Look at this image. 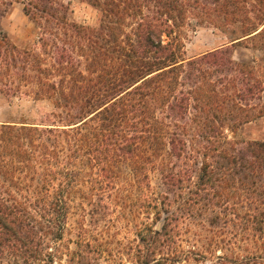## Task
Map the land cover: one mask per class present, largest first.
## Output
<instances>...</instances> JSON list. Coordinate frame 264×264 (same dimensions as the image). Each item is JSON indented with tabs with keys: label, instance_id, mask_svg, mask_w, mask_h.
I'll return each mask as SVG.
<instances>
[{
	"label": "trees",
	"instance_id": "16d2710c",
	"mask_svg": "<svg viewBox=\"0 0 264 264\" xmlns=\"http://www.w3.org/2000/svg\"><path fill=\"white\" fill-rule=\"evenodd\" d=\"M15 3L39 29L29 49L2 25ZM91 5L97 27L72 21L60 0H0V95L50 107L0 122V264H54L83 183L99 200L93 218L104 197L105 218L115 205L132 224L133 264H264V142L229 136L264 118V0ZM200 29L228 42L185 58ZM255 40L262 56L236 60ZM76 245L67 264L100 260L83 236Z\"/></svg>",
	"mask_w": 264,
	"mask_h": 264
},
{
	"label": "rangeland",
	"instance_id": "374dc122",
	"mask_svg": "<svg viewBox=\"0 0 264 264\" xmlns=\"http://www.w3.org/2000/svg\"><path fill=\"white\" fill-rule=\"evenodd\" d=\"M70 6V16L72 21L84 24L90 27H97L100 20L99 11L91 5L93 0H60ZM23 4L15 3L10 9L8 15L2 22L5 32L9 39L21 49H29L38 41L39 29L23 12ZM228 42L226 37L219 31L213 29H200L185 41L184 56L192 58L202 55L206 52L213 51ZM235 58L239 61L252 62L258 60L262 56L261 43L258 41H248L243 46L235 49ZM46 103H35L31 99L7 101L0 95V122H17L21 118L36 120L41 113L46 112L50 107L45 106ZM229 136L235 140L243 141H261L264 142V118L258 119L253 123L242 127L237 134ZM150 183L153 191H158L160 186L159 175L151 174ZM124 182V181H123ZM119 184L117 192L122 198L126 195L124 188ZM123 188V189H122ZM122 189V190H121ZM135 193V192H133ZM137 193V192H136ZM135 193V194H136ZM96 195L92 193L90 184H82L77 189L76 195L73 197V210L67 220V230L62 240L58 243V254L54 264H67L66 260L70 252L77 249V241L83 236L86 241H90L91 248L88 250L93 253H100V260L95 264H133V255L135 252L136 235L132 231V224L128 220H124L117 213L120 209L111 206V215L116 219L110 221L105 218L107 213L106 203L108 200L103 197V218H93L95 208L92 204L97 200ZM137 195L129 197V202L135 199ZM126 201V199H125ZM97 203L99 200L96 201ZM122 202V201H121ZM120 204V203H119ZM122 211V209H120ZM118 215V216H117ZM110 221V223H109ZM131 229V230H130ZM208 230V231H207ZM209 228L205 226L203 231L197 229L203 238V243H208L213 237L214 232H209ZM231 235L222 234L220 237L228 239ZM203 243L201 245H203ZM53 247V246H52ZM189 244L184 242L181 249L185 252L190 250ZM201 252L204 250L198 246ZM217 253V251L215 252ZM220 250L218 254L220 255ZM205 261V260H203ZM209 261V260H208ZM182 264H211L210 262H183Z\"/></svg>",
	"mask_w": 264,
	"mask_h": 264
}]
</instances>
